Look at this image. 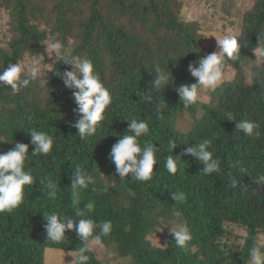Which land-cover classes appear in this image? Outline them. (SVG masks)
Instances as JSON below:
<instances>
[{"label": "trees", "instance_id": "trees-1", "mask_svg": "<svg viewBox=\"0 0 264 264\" xmlns=\"http://www.w3.org/2000/svg\"><path fill=\"white\" fill-rule=\"evenodd\" d=\"M0 7L10 15L14 33L8 46L0 47V71L26 55L51 62L46 41L51 44L55 38L64 51L92 60L112 96L101 127L85 142L71 126L78 119L73 112L76 104L60 76L71 70L70 65L56 60L42 92L33 82L18 94L0 85V153L16 142L28 144L25 169L34 177L19 208L0 214V264H43L47 247L75 251L82 246L74 230L67 231L61 243L47 241L43 215L56 212L78 219L69 191L78 164L95 176L97 189L93 192L90 186L82 193L80 207L92 201L95 210L90 218L112 222V232L102 238V244L114 251L116 264H250L248 250L254 244L264 246L260 239L264 187L253 181L264 174V0H256L243 14L236 35L242 41L241 58L226 66L234 70L233 77L210 91L208 101L199 100L187 109L175 88L196 82L188 66L211 50L202 44L199 23L179 17V0H0ZM256 51L260 62L251 65L248 83L242 66L254 61ZM155 65L168 67L172 74V85L161 93L151 87ZM149 95L152 101L146 102L144 97ZM161 101L168 106L163 121L155 114ZM226 112L237 121L258 123L260 137L237 133L236 122L226 120ZM185 114L191 122L182 130L176 119ZM133 118L149 125L141 146L152 142L159 149L152 180L144 183L132 181L131 174L121 181L109 159L112 145L127 132L128 120ZM31 129L53 136L47 157L31 155L35 147ZM205 138L213 140L209 150L221 161L220 171L207 176L201 173L202 164L183 155L186 147ZM170 140L177 143L171 153ZM170 154L183 165L175 175L165 168ZM233 176L241 182L235 189L229 186ZM43 177L55 182V200L48 198V189L40 182ZM178 190L188 195L186 204H176L172 198V191ZM173 221L190 230L192 240L186 247L176 246L173 235L163 245L151 243L152 230ZM227 224L244 231L237 249L222 241ZM87 254L88 264H101L92 250Z\"/></svg>", "mask_w": 264, "mask_h": 264}, {"label": "clouds", "instance_id": "clouds-1", "mask_svg": "<svg viewBox=\"0 0 264 264\" xmlns=\"http://www.w3.org/2000/svg\"><path fill=\"white\" fill-rule=\"evenodd\" d=\"M216 38L217 51L201 57L198 61L190 63L188 71L195 78L194 83L190 85L182 84L175 88L180 98V103L185 109L196 104L201 99L202 92L215 91L225 83V69L228 62H237L241 58V40L236 35L224 34L221 36L213 35ZM54 54L57 61L65 65H70L71 70H65L60 73L66 88L72 90V98L76 104L73 112L78 119L72 127L78 130V136L81 140L87 142L89 138L97 133L101 127V122L105 119V112L112 102V96L108 88L101 81L100 76L95 71L91 59H82L70 51H64L63 44L53 38V42L48 46ZM197 52V51H192ZM264 55V49L261 50ZM155 78L151 87L157 92H162L170 83L171 72L162 69L159 65L153 68ZM39 61H33L32 65H22L20 62L9 63L6 68L0 71V85L10 87L15 94L20 93L22 89L28 88L33 81L40 77ZM146 102H151L152 97L145 96ZM168 107L165 101L155 105V114L158 120L163 121L165 116L163 109ZM226 120L236 122L237 133H243L246 137H260V125L247 119L236 120L232 112L225 113ZM31 119V117H29ZM127 132L120 136L118 141L112 145L109 159L115 165L116 174L120 180L131 174V180L144 183L152 180L154 165L157 163L156 154L159 149L151 142L145 143L143 147L140 138L149 134V125L143 119H129ZM31 138V144L34 145L32 156L47 157L53 149V136L44 131L31 129L28 131ZM114 135H118L115 133ZM212 139H202L195 145L186 147L183 155H190L194 160L203 165L201 173L211 175L220 171L221 161L213 157L211 148ZM177 147V143L170 140L168 151L171 153ZM179 157V156H175ZM29 158V145L16 142L14 147L6 153H0V214H11L24 202L25 187L31 186L34 177L30 170L25 169V162ZM178 167L183 165L169 155L165 162V168L171 175L178 172ZM241 171H244L241 169ZM253 181L264 187V174L253 178ZM41 184L47 191L48 198L55 200L57 196L56 184L50 177L40 178ZM241 182L235 177L230 179V187L235 189ZM96 178L87 171L82 165L75 166V172L71 177L70 199L71 208L75 212L73 216H61L56 212L43 213L46 221L44 228L47 234V241L52 243H61L66 240V232L74 230L82 246L75 251L68 253L73 257L70 264H88L90 256L87 254L93 246H104L102 238L108 237L112 232V222L110 220L98 221L90 218V214L95 210V203L88 201L81 208L82 193L90 189L97 191ZM106 191V189H105ZM131 196L135 192L128 189ZM172 198L176 204H186L188 195L181 190L172 191ZM78 221V223L76 222ZM171 234L174 236L175 245L181 248L186 247L192 240L190 230L184 226H173ZM163 245V244H156ZM264 246L254 244L248 250L250 264H264Z\"/></svg>", "mask_w": 264, "mask_h": 264}, {"label": "rangeland", "instance_id": "rangeland-1", "mask_svg": "<svg viewBox=\"0 0 264 264\" xmlns=\"http://www.w3.org/2000/svg\"><path fill=\"white\" fill-rule=\"evenodd\" d=\"M181 8L179 11V17L186 21H196L199 23L200 33L202 34V44L211 50V53L217 51L216 38L213 35L221 36L224 34L239 35L241 32L242 18L246 10L251 9L256 0H179ZM13 28L11 24L10 15L6 10L0 7V47H7L10 37L13 35ZM49 41H46V51L51 62H44L41 58L25 56L20 63L22 65H32L33 61H39L40 77L33 84H36V90L42 92V87H45L49 81L52 65L55 63L56 58L50 47ZM260 57L258 51L255 52V59L249 63L243 64V70L247 77V82L250 83L251 79V65L253 63H259ZM226 80H229L234 75V70L231 67L225 69ZM210 92H202V101H208ZM191 122V118L188 114H185L181 119H176V125L178 128L184 130L188 127V123ZM173 226H179L176 221L165 222L160 226H157L152 230L148 236L153 244H165L170 238L171 228ZM226 234L223 238V242L231 249H237L242 243V236L244 231L234 224L226 225ZM260 239L264 243V233H260ZM71 250H60L57 248L47 247L43 253V264H70L73 257L68 253ZM92 252L101 264H116L118 259H113L114 251L111 249L100 246H93ZM126 260V259H124Z\"/></svg>", "mask_w": 264, "mask_h": 264}]
</instances>
